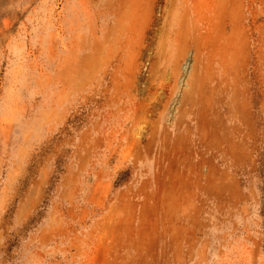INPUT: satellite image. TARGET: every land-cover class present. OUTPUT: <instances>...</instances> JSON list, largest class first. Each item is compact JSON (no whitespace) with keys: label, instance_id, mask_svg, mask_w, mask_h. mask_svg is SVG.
I'll return each mask as SVG.
<instances>
[{"label":"rangeland","instance_id":"1","mask_svg":"<svg viewBox=\"0 0 264 264\" xmlns=\"http://www.w3.org/2000/svg\"><path fill=\"white\" fill-rule=\"evenodd\" d=\"M0 264H264V0H0Z\"/></svg>","mask_w":264,"mask_h":264}]
</instances>
